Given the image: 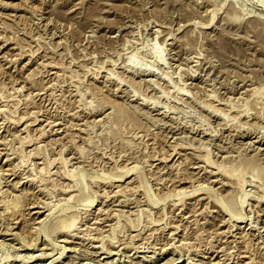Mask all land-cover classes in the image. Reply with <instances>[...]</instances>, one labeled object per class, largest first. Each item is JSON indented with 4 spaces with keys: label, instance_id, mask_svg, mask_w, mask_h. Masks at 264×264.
<instances>
[{
    "label": "rangeland",
    "instance_id": "1",
    "mask_svg": "<svg viewBox=\"0 0 264 264\" xmlns=\"http://www.w3.org/2000/svg\"><path fill=\"white\" fill-rule=\"evenodd\" d=\"M0 264H264V0H0Z\"/></svg>",
    "mask_w": 264,
    "mask_h": 264
},
{
    "label": "bare ground",
    "instance_id": "2",
    "mask_svg": "<svg viewBox=\"0 0 264 264\" xmlns=\"http://www.w3.org/2000/svg\"><path fill=\"white\" fill-rule=\"evenodd\" d=\"M32 210V209H31ZM32 212V211H31ZM33 212H35V213H38L39 212V210H34ZM35 215V214H34Z\"/></svg>",
    "mask_w": 264,
    "mask_h": 264
}]
</instances>
